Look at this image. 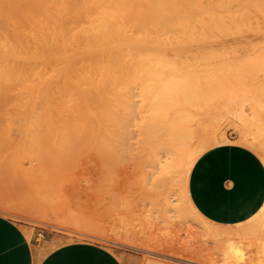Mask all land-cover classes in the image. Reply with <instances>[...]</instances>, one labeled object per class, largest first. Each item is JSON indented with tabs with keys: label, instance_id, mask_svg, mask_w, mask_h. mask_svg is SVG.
Listing matches in <instances>:
<instances>
[{
	"label": "rangeland",
	"instance_id": "obj_1",
	"mask_svg": "<svg viewBox=\"0 0 264 264\" xmlns=\"http://www.w3.org/2000/svg\"><path fill=\"white\" fill-rule=\"evenodd\" d=\"M226 4L219 5L222 7ZM70 5L72 9L66 12L63 24L88 35L94 27L93 13L87 9L78 10L72 3ZM48 10L47 3H0V214L36 229L34 235L39 240H47L48 249L64 242L90 241L115 250L126 264H185L173 247L162 245L152 238V231L146 234H139L135 229L121 234L113 231V207L120 203L131 211L147 213L152 217L154 234L162 229L176 228L180 229L182 237H187L189 226L191 231L188 232L196 234L204 225L186 210L180 200L177 193L181 184L180 176L175 179L173 186L154 181L150 153L147 148L136 145V128L142 125L141 117L157 113V108L162 113V110L166 111L170 107L173 98L168 96V100L171 99L168 105L166 96L170 93L166 91L171 89L178 92L179 97L181 91L193 83L195 86H190L193 88L191 92L196 95L189 97L187 102L184 98L182 101L196 110L194 112L191 109L197 115L191 116L192 112H189L184 101V105L178 102L185 92L177 97V102L182 106L175 102L173 108L175 106L179 115L180 110L183 113L188 108V111H184L186 117H180L182 121L180 118L176 120L182 124L187 118V124H184L185 130L189 128L186 131L188 134L204 132L202 128L207 131L211 125H216L218 129L217 140L202 147L194 161L202 152L220 143L245 145L240 142L243 133L259 139L264 148V123L242 124L236 113L227 109L233 99L234 102L238 99L235 111L241 108V97L228 93L229 89L232 90L230 84L233 86L240 80L244 82L236 85L250 87L252 82L264 83V54L260 49H256L259 53L252 51L249 45H240L242 49L238 48L236 44L239 43L236 42H244L245 37H233V34H230V38L229 34H222L228 36L227 39L220 38V34L219 38L218 34L215 37L214 34L210 35L212 37L179 35L181 38L175 35L177 39L172 34H169L170 38L167 34L158 37L148 33L141 38L137 50L124 55L121 71L124 84L121 89L119 86L122 83L116 89L112 87L119 82L118 79L115 82L111 80L116 78L114 75L117 73L113 69V73L108 69L107 72L100 69L95 73L79 68L82 71L79 73L77 69V72L81 78L77 77V80H83V83L72 84L58 72L59 59L54 50L51 53L48 50L50 44L60 39L57 31L62 22L55 12L48 13ZM224 12L228 13L226 10ZM174 40L178 48L171 46ZM181 41L185 42H182L184 45L191 42L193 46L189 43L187 47H181ZM177 64L179 68L184 66V70L176 71ZM171 67L176 70L171 72ZM186 68L190 83L187 81L184 84L189 85H181L180 79L185 81L186 77L183 75L182 79L179 74L177 85L176 73ZM166 70L169 72L164 73ZM174 72L173 82L176 85L167 80L166 83L164 79L168 78L167 74ZM108 74L111 75L109 80ZM172 76L168 78L169 81ZM159 77L164 81L163 86L167 84L168 87L170 84L175 86L176 91L168 87L166 96L161 94L160 89L164 88V92L166 87L158 88ZM246 81L250 83L243 84ZM198 83L203 84V87ZM223 83H227V88L221 87ZM211 84L218 88L211 89ZM196 85H201L198 86L200 89L209 88L213 95L217 91L221 97L222 93L228 96L224 94V102L223 98H216L217 94L213 97L209 92L211 97L208 91L205 93L201 89L200 92ZM181 86L184 88L181 89ZM219 88H224L223 92ZM117 91L121 94L116 98ZM188 91L191 93L190 89ZM199 93L209 96L204 97ZM174 95L176 101L177 95ZM195 96L199 98L198 101L193 99ZM207 98L211 102L206 103ZM151 101L156 102L158 107L152 109ZM157 101L163 102L165 107ZM216 102L220 103V109ZM248 102H251L250 106L254 104L250 98ZM198 104L206 108L205 112L199 114L201 111L197 109L201 107L193 108ZM147 105L150 111H146ZM170 108L168 110L172 113L173 108ZM247 147L255 151L264 163L261 152ZM263 217L264 206L247 222L226 227H248L244 240L252 244L249 260L264 259V241L259 233ZM215 227L220 230L225 228Z\"/></svg>",
	"mask_w": 264,
	"mask_h": 264
},
{
	"label": "bare ground",
	"instance_id": "obj_2",
	"mask_svg": "<svg viewBox=\"0 0 264 264\" xmlns=\"http://www.w3.org/2000/svg\"><path fill=\"white\" fill-rule=\"evenodd\" d=\"M18 2L47 3L49 9L47 12L48 13L50 11L55 12L59 17L58 19L62 21L57 31V34L59 35L60 39H58L53 44H50V46H48V50L50 51V53L52 50H54L55 54L57 55V58L59 59L60 71L58 72L61 75H63L68 81H70L72 84L80 83L81 85L83 83L82 82L83 80L82 81L80 80L81 82L77 80L79 79L77 77H80L79 73L82 71V70L80 71L79 68L83 70L89 69L93 72H95L96 70L100 71V69H102L101 71H103V69L105 71L106 69H108L111 71V73H113L112 72L113 69L115 70V72H117L114 75V77L116 78L112 79L110 77L111 75L109 74H108L109 77L107 76L108 79L105 76L104 77L107 80L111 78L112 82L113 81L115 82V80L118 79L119 82H117L116 85L114 84L115 86L112 84L113 85L112 87L118 88V86L122 83L121 86H119V89H121L124 84V80H123L124 76L121 72L124 55L130 51L137 50L139 48L141 38L143 37V35H146L148 33H153L155 36L158 37H160V35L162 34L165 35L167 34V36L170 38L171 36L169 34H172L174 38L177 35L178 37H180L179 35L186 37L187 36L202 37L206 35L205 37L207 36L209 37L211 34H214V37L218 34L217 35L218 38L220 35H221L220 38H224L226 37L227 34H229V37L228 36L227 37L230 38L231 36L230 34H233V37L234 36L245 37V41L243 39L244 42L242 41L236 42L239 43L236 44L238 48L242 49L240 45L242 46L249 45V49H252V51L255 50V52L257 53L258 50L256 49H260L259 51H261L262 54H264L263 53L264 52V0H0V3H18ZM70 3H72V6H75L78 10L87 9L88 11H91L93 13L94 27L88 35H84L80 30H75L73 26H66L63 24L66 12L72 9ZM218 3L219 4L227 3L226 5L228 4L229 5L228 6L225 5L226 6L225 8V6L221 7ZM230 3L233 4V7ZM225 10L228 11L227 14L226 12H224ZM224 33L227 34L223 36L222 34ZM249 38L250 41H248ZM183 39H187V38L184 37ZM177 42H179V40H177ZM182 42L183 41H181V43ZM181 43L179 44L181 45ZM183 43L181 47L184 46L187 47L189 43L191 44V42H187L186 45H184ZM175 44L176 41L175 43L173 42V45L171 44V46L175 48L176 47ZM191 45L193 46V43ZM230 45L233 44L230 43ZM250 53L253 54L251 51ZM177 66H175L177 70L171 67L172 70L170 68V71L171 72L174 70L178 71V69L184 70V66H182V68H179V66L178 67ZM77 69L78 72L80 71L79 73L77 72ZM183 70L181 72L184 74H182L181 72L176 73L177 78L174 76L175 72L171 74L173 75L172 79L174 77L175 79H177L176 80L177 82H175L177 83V85H178V79H180L179 77H182L183 79L184 78L183 75L186 77L187 73H189L186 72L188 70L187 68L185 71ZM99 71H97V73H99ZM167 72L169 71L166 70V72L164 73ZM76 73H78L79 75L77 76ZM170 73L167 74L168 78L171 76L169 75ZM178 74L181 76L178 77ZM187 76L189 77V74ZM82 77L84 79L83 75ZM90 78L91 77H89V80ZM168 78L164 79V81L166 83L168 81V83H172L173 85L174 84L173 81H175V79L173 80L171 79L169 81ZM159 79L162 80L161 77H159ZM186 79L189 78L186 77ZM186 79H184L185 81H182L180 79L181 82L180 81L179 82L181 83L182 86H184L185 84L189 85L187 83L184 84V82L190 81V79L189 80ZM161 80H159L160 84L163 81ZM164 81L162 85L158 84L160 86L158 88H161V86H163ZM241 81L244 82V80H240V83L239 81L238 83L236 81V83H234L235 86L234 84H232L233 86H231L230 84L229 86L232 87V90L229 89L230 87L228 88L229 89L228 93L229 94L232 93L230 94V96L231 95L236 96L237 94L236 97L238 96L241 97V100H239L240 103L239 105L241 106V108H239L240 110H236L237 112L235 111V107L238 104V99L235 102L233 99V101L228 103L229 108L227 109L230 110L231 113L232 112L234 114L236 113V116H238L242 124L246 125L253 122L257 123V121L264 123V83L255 84L256 82L254 83L252 82L251 85L249 84L250 83L249 81H248L249 83H247L246 81V83L243 84H247V85L249 84L250 87L246 85L245 86L236 85V84H242ZM110 82L111 81H109V83ZM225 84L223 83L221 87L224 86L225 88H227ZM169 85H168L169 88L173 87L175 89V86L172 85L169 86ZM191 85L194 84L191 83ZM191 85L185 88L181 86L182 87L181 89L183 88L184 89L181 91L182 93H180V95L186 92V94H183L185 96L181 97L180 99L181 101H178L181 102V104H183L184 100L187 102L190 100V98L196 95V94L192 95L193 93L191 91H193L192 90L193 88L191 89L192 87ZM201 85L203 87V84ZM164 86L166 87L164 90L165 92L168 89V87L167 84ZM198 86L196 88L200 87ZM204 86L210 87L208 85H204ZM236 86L240 88H236L237 90L234 89ZM202 87L201 89L205 90L206 91V92L204 91L205 93H207V91L208 93L209 92L211 93V91H209V88L203 89ZM177 88L181 90L179 87ZM187 88L190 89L191 93H189ZM210 88L217 89L218 87L216 88V85L214 87V85L212 86L211 84ZM163 89L164 88L160 89L162 92L158 89L161 94L163 93L165 95L167 93H170L172 95L171 96L170 94L169 95L167 94V96L166 95L165 96L167 97L166 99L167 104L169 103L168 101H170L173 98V100L170 101L169 103L171 104V102H173L171 104L172 107L171 105L168 104L171 108H173V104L177 102L180 95L178 97L177 94L178 92L175 93L174 91H170L171 89L170 90L168 89L169 91H166L167 93L166 92L164 93ZM201 89L200 92H202ZM233 89L236 90L235 91L236 93L234 92ZM224 91H227V89H225ZM118 92L119 91H117L116 93L118 95V96L116 95V98L119 97V94H121V92L119 93ZM221 92H223V90ZM187 93L191 96H189ZM203 93H199V94L203 95L204 97L210 95L209 93V95L205 96L206 94ZM216 94L219 95L217 91ZM222 94L223 97H221V93H220L219 97H217L216 95V98H223L224 100V96L225 95H226L225 97L228 96L225 93ZM112 95H113V91H112ZM173 95L174 96L177 95L176 98L177 97L178 98L177 99L175 98L176 101L174 100ZM211 95L213 94L211 93ZM215 95H213V97H215ZM168 96L172 98L168 100L169 99ZM197 96H195L193 99L195 100L196 98V100L198 101L199 96L198 97ZM203 96L202 99L204 98ZM249 96L255 98L251 99V97ZM248 97L254 103L252 104V106L249 105V103L251 104V102H248L249 99ZM182 98H184L183 101ZM193 99H191L192 103L194 102ZM208 99L209 98H207L206 103L210 101V99L209 100ZM213 99L215 98H211V100ZM185 101H184L185 106L186 107L188 106L190 112L192 107H189L188 104L186 105ZM158 102L159 101H157V103ZM149 103H152V101ZM155 103L156 102H153L151 105L157 108L158 106H156L157 104ZM158 104L162 105L163 102L162 104L161 103ZM181 104L178 103L177 105L179 106ZM218 104L220 109V103L216 102V105ZM199 105L200 104H198V106ZM198 106H195L193 108L197 109L201 107ZM155 107L152 109H155ZM164 107L163 109H165ZM170 107H168L166 111L162 110V113L159 112L161 109L159 110L157 108L158 110L155 109L157 113H154L152 115L150 113L151 116L150 115L145 116L147 117L146 119H144L145 118L144 116H143L144 118L141 117V119L143 120L141 121L142 125L139 126L137 125L138 127L136 128V135H135L136 145L148 149L151 156L152 176L154 178V181H163L167 183L169 186H173L175 179L178 176L181 177V184L178 186L177 189V193L179 194L180 200L184 205V207L186 208V210L196 219L202 221L204 225L202 229H200V231H198V233L196 234L194 233L196 230L194 231L193 229L192 230L194 232L193 231L192 232L194 234L188 232L191 231L189 226V229L187 231L188 233L187 237H182L180 234L181 232L180 229H176V228L162 229L159 231V233L154 234L152 217L147 215V213L131 211L130 209H127L123 203H120L118 206L116 205V207L115 206L113 207L115 208L114 210L112 209L113 210L112 217L114 221L113 224L114 233L121 234L129 229H135L137 232H139V234H146L152 231L151 237L157 239L156 241H158V243L162 245L173 247V250L177 253V255H180L182 259L186 262L185 264H264V259L254 258L249 260V257L251 256L252 244L251 243L248 244L244 240L246 234L249 231L248 227H239L235 229H227L225 227L224 229L221 230L217 229L215 227L217 225L211 223L210 221L202 217L191 204L187 194V173L191 168V165L194 161L197 152L202 147L211 144L217 140L218 129L216 125H211L209 127L206 125L209 128V129L207 128L208 129L207 131H205V129L202 128L204 132L202 131L200 132L198 130L199 133L188 134L187 129L189 130V128L185 130V124H184L187 122V118L186 120L183 119L186 122L183 121L184 123L182 124L178 120H176L183 116L186 117L184 114L186 112L184 111L186 109L188 111V108L185 109L183 106L182 108H184L185 110L183 111V113L182 110H180L181 111L180 114L181 116H180L178 114L179 112L177 110L175 111V106L173 108V111L176 113H174L173 111L171 113V111L168 110ZM204 110H206L205 107H201L200 110L197 109V111H201L199 112V114L203 113ZM216 110H218V107L216 108ZM146 111H150L149 106H148V110L146 109ZM163 111H165L166 113H164ZM167 111L168 112L170 111V113H167ZM195 111L196 110H194V112ZM191 112H192L191 116L193 115V117H195L194 114L196 113H194L193 111ZM174 114L179 116L177 117ZM187 117L189 118L190 116ZM179 120H181V118ZM209 123H211V121ZM111 125L112 123L110 124V127ZM113 125L116 126L115 124ZM243 128L245 127L243 126ZM194 130H191V132H194ZM240 142L261 152L264 159V148L262 147L261 141L259 139H256V137L243 133ZM109 208H111V206ZM261 221H262L261 223L262 228L259 231V233L263 238V239L261 238L262 241H264V217L262 218ZM185 229H187V227ZM27 232L28 235L30 236L32 235V233L29 230Z\"/></svg>",
	"mask_w": 264,
	"mask_h": 264
},
{
	"label": "crops",
	"instance_id": "obj_3",
	"mask_svg": "<svg viewBox=\"0 0 264 264\" xmlns=\"http://www.w3.org/2000/svg\"><path fill=\"white\" fill-rule=\"evenodd\" d=\"M187 194L195 210L211 223L243 224L264 206V163L245 145L217 144L194 161ZM34 232L0 214V264H126L115 250L90 241L64 242L48 249V241L39 240Z\"/></svg>",
	"mask_w": 264,
	"mask_h": 264
}]
</instances>
